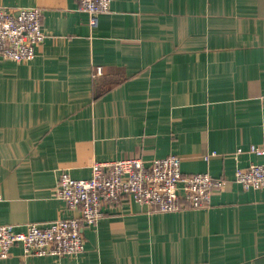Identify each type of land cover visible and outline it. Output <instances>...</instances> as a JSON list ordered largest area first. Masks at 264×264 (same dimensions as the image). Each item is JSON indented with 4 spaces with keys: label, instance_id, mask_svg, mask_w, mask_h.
<instances>
[{
    "label": "crops",
    "instance_id": "crops-1",
    "mask_svg": "<svg viewBox=\"0 0 264 264\" xmlns=\"http://www.w3.org/2000/svg\"><path fill=\"white\" fill-rule=\"evenodd\" d=\"M0 6L38 8L45 34L32 60L0 57V225L76 217L54 190L92 161L174 154L183 174L226 180L208 208L124 198L82 225L81 254L17 245L0 264H264V190L234 182L261 161L236 150L264 143V0H111L94 30L75 0Z\"/></svg>",
    "mask_w": 264,
    "mask_h": 264
},
{
    "label": "built area",
    "instance_id": "built-area-1",
    "mask_svg": "<svg viewBox=\"0 0 264 264\" xmlns=\"http://www.w3.org/2000/svg\"><path fill=\"white\" fill-rule=\"evenodd\" d=\"M76 9L88 15L94 30L98 16L106 13L111 0H75ZM41 11L24 8L16 11L0 6V57L13 62L32 60L36 48L45 37ZM94 76L102 74L96 66ZM237 155L250 154L261 159L244 168H236L234 182L243 190H264V143L238 148ZM215 152L204 155L207 160ZM91 176L74 179L68 173L58 177L54 195L76 217L62 218L44 225L29 223L21 231L13 225H0V259L11 256V249L19 245L21 256H77L83 252L82 225H96L105 204H116L129 198L159 213L181 209H204L210 205L214 192L224 187L226 180L209 173L183 174L180 158L169 154L145 164L139 158L100 163L92 161Z\"/></svg>",
    "mask_w": 264,
    "mask_h": 264
}]
</instances>
